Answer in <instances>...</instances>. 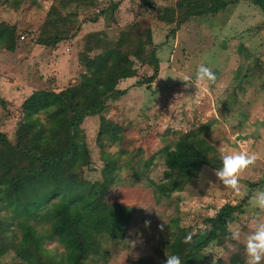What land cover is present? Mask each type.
Segmentation results:
<instances>
[{
    "label": "rangeland",
    "instance_id": "rangeland-1",
    "mask_svg": "<svg viewBox=\"0 0 264 264\" xmlns=\"http://www.w3.org/2000/svg\"><path fill=\"white\" fill-rule=\"evenodd\" d=\"M153 2V8L141 0L74 3L64 14L79 30L75 37L54 48L37 39L49 32V11L57 0H0V31L5 39L0 48V131L11 140L24 116L22 103L34 91H59L87 81L90 73L85 60L96 57L106 42L112 43L117 53L123 31L131 37L130 55L139 77L120 83L119 88H128L127 94L110 101L103 115L118 125L119 134L125 137L122 142L106 140V152L119 158L108 199L132 207L133 221L125 241L103 238L109 250L107 258L90 257L84 264H130L142 257L159 264L166 259L165 245L174 225L196 232L204 226L206 217L215 216L226 203L236 204L247 196L245 212L232 223L241 229V243L252 218H264V212L249 203L254 191L264 190L263 11L252 2L241 1L216 16L192 17L176 30L177 0ZM113 3L118 5L114 9ZM107 8L109 14L100 15L97 21L88 19ZM153 51L160 61L158 78L151 88L137 86L139 79L153 74L154 65L149 61ZM201 63L215 73V83L196 81V68ZM185 76L196 85L186 87L181 79ZM197 90L202 96L199 104L194 103ZM47 117L45 111L35 116L42 122ZM99 127L97 113L84 120L92 160V169L85 173L90 179L101 177L105 164L97 146ZM191 130L201 136L190 150L191 181L183 191L162 193L155 184L167 180L166 149L175 147L180 135ZM222 147L260 155L239 175L241 192L247 195L238 196L225 187L210 166L211 160L221 155ZM48 210H39L36 215L31 211L28 220L43 236L46 253L64 260L67 249L58 236L51 235ZM146 221L150 222L147 226ZM222 232L228 234V226ZM130 241L135 242L134 247L129 246ZM224 253L215 244L205 250L209 263L215 254L218 259ZM19 263L13 256L0 259V264Z\"/></svg>",
    "mask_w": 264,
    "mask_h": 264
},
{
    "label": "trees",
    "instance_id": "trees-1",
    "mask_svg": "<svg viewBox=\"0 0 264 264\" xmlns=\"http://www.w3.org/2000/svg\"><path fill=\"white\" fill-rule=\"evenodd\" d=\"M83 1L87 0H57L49 11V32L42 34L37 42L55 48L75 37L79 28L75 30L76 23L70 22L64 11ZM141 1L149 8L155 5L153 0ZM241 1L252 2L264 13V0H177L176 30L192 17L216 16ZM117 6L113 3L111 7ZM109 8L88 19L97 21L100 15L109 14ZM16 30L15 27V36ZM3 39L0 31V48ZM130 39L129 32L123 31L117 53L112 43L106 42L96 57L86 59V71L90 73L87 81L59 91H34L22 103L24 116L17 123L14 140L0 131V259L13 256L19 264H84L90 257L107 258L109 250L104 246V237L118 242L126 240L134 209L108 199L119 158L105 150L106 140L122 142L125 137L119 134L118 125L103 113L110 101L127 94L128 88H119L120 83L139 77L130 55ZM154 52L149 59L154 65L153 74L140 77L135 85L151 88L158 78L160 61ZM43 111L48 116L45 122L35 118ZM96 113L100 115L97 146L105 164L101 177L90 179L85 171L91 168L92 160L83 123L87 116ZM198 141L201 136L191 130L180 135L175 147L166 149L167 180L155 184L158 191L180 192L190 183L188 171L193 167L190 150ZM210 166L214 169L222 166L220 155L211 160ZM247 204L248 196L236 204L226 203L215 216L206 217L204 226L196 232L190 227L174 225L165 245L167 253L179 255L182 264H212L207 261L205 250L215 244L225 252L216 264H246L244 244L226 240L228 234L222 228L234 223ZM47 208L51 235L58 236L67 249L64 260L46 253L43 236L38 235L28 220L31 211L36 215ZM230 246H235L237 251H231ZM130 264L156 263L142 257Z\"/></svg>",
    "mask_w": 264,
    "mask_h": 264
},
{
    "label": "clouds",
    "instance_id": "clouds-1",
    "mask_svg": "<svg viewBox=\"0 0 264 264\" xmlns=\"http://www.w3.org/2000/svg\"><path fill=\"white\" fill-rule=\"evenodd\" d=\"M185 82L187 87L189 84H195L196 81L204 82L205 80L215 83L217 77L210 67L201 63L196 68V81H193L191 77L185 76L181 78ZM202 100L200 90H197L194 103L199 104ZM220 159L222 166L215 170V175L219 181L227 188L232 189L238 196L247 195V192H241L239 175L240 173L254 165L260 158V155L256 152H250L248 150L230 151L227 148L222 147L220 149ZM250 205L264 212V190H256L249 198ZM146 208V207H145ZM150 222L146 221V226ZM249 231L244 241V251L246 255V264H264V218L254 217L248 225ZM226 240L236 242L241 241V229L239 225H228V235ZM187 242V241H186ZM131 247L135 246L134 241H130ZM231 251L236 252L235 246H230ZM207 254V253H206ZM166 259L162 264H182L181 258L176 254H168L165 252ZM135 258H138L135 257ZM216 254L213 258L212 264H216Z\"/></svg>",
    "mask_w": 264,
    "mask_h": 264
}]
</instances>
